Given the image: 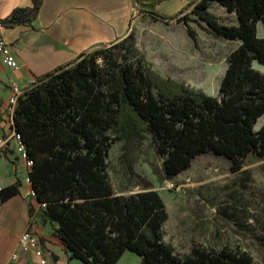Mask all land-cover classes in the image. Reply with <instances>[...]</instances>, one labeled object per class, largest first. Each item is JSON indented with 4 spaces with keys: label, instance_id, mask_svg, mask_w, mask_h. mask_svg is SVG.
Masks as SVG:
<instances>
[{
    "label": "trees",
    "instance_id": "obj_1",
    "mask_svg": "<svg viewBox=\"0 0 264 264\" xmlns=\"http://www.w3.org/2000/svg\"><path fill=\"white\" fill-rule=\"evenodd\" d=\"M31 1V8L15 9L0 25H33L44 0ZM133 1L142 20L183 23L195 43V19L240 41L228 56L219 93L178 82L165 87L169 80L138 47L135 27L37 76L18 97L12 120L33 161L35 198L46 204L40 215L69 259L82 264H117L126 251L137 254L139 264H254L252 252L228 245L194 242L188 253H178L165 238L170 214L159 191L147 180L138 191L117 189L108 156L114 142L124 141L129 160L150 133L163 158L160 180H173L203 153L226 157L232 171L250 155L264 158V122L256 128L264 115V72L254 66L255 60L264 64V37L258 33L264 0H194L174 14L156 9L165 0ZM214 4L235 12L237 23L222 21L211 11ZM20 187H4L1 201Z\"/></svg>",
    "mask_w": 264,
    "mask_h": 264
},
{
    "label": "rangeland",
    "instance_id": "obj_2",
    "mask_svg": "<svg viewBox=\"0 0 264 264\" xmlns=\"http://www.w3.org/2000/svg\"><path fill=\"white\" fill-rule=\"evenodd\" d=\"M212 12L222 21L231 19L220 5L214 4ZM133 19L130 29L137 30L138 47L153 70L169 80L165 87L178 82L194 91L218 95L228 56L238 47V40L219 36L196 19L191 22L196 43L183 23L142 20L139 13ZM99 62L104 64L103 59ZM254 66L264 72V64L259 61L255 60ZM263 122L264 115L256 128ZM124 154V141L111 145L109 171L116 188L138 191L145 180L152 183L170 214L165 238L178 253H188L194 242L228 245L249 250L254 264H264V158L250 155L240 170L232 171L226 157L203 153L173 180H160L163 158L150 133H145L139 152L132 153L129 160ZM139 263L140 257L127 251L120 264Z\"/></svg>",
    "mask_w": 264,
    "mask_h": 264
},
{
    "label": "crops",
    "instance_id": "obj_3",
    "mask_svg": "<svg viewBox=\"0 0 264 264\" xmlns=\"http://www.w3.org/2000/svg\"><path fill=\"white\" fill-rule=\"evenodd\" d=\"M192 1L165 0L156 9L174 14ZM32 5L31 0H0V19L9 17L17 8H31ZM220 7L231 16L229 21L224 22L237 23L235 12ZM138 11V5L133 0H44L33 25L2 26L1 32L11 44L19 66L17 69L10 68L0 57V137L10 129L6 106L12 96L10 84L13 81L26 89L37 76L93 48L118 41L127 35ZM168 23L178 22L171 20ZM258 33L264 37L263 24H258ZM237 43L239 45L240 41ZM28 177L29 169L16 153L12 141L0 153V185L4 188L21 183V187L18 194L5 201L0 199V264H9L16 251H19L20 258L12 264H40L35 251L23 252L19 248L20 237L27 229L40 237L50 264H82L76 259H69L61 240L53 235L52 225L43 221L31 183L26 181Z\"/></svg>",
    "mask_w": 264,
    "mask_h": 264
},
{
    "label": "built area",
    "instance_id": "obj_4",
    "mask_svg": "<svg viewBox=\"0 0 264 264\" xmlns=\"http://www.w3.org/2000/svg\"><path fill=\"white\" fill-rule=\"evenodd\" d=\"M1 28L2 25H0V57L8 67L17 69L19 66L17 57L13 51L11 44L6 41L5 37L3 36ZM10 85L12 90V96L10 97L9 102L6 106V113L10 129L5 136L0 137V153H2L4 149H6L12 141H14L16 153L19 154L20 158L25 162L27 168L30 171L33 166V161L29 157L26 145L23 142L21 135L18 131L15 130L12 120V116L17 105L18 97L24 92L25 89L21 88L20 85L15 81H13ZM26 181L30 183V178L28 177ZM171 186H174V184H171ZM2 189L3 187L0 185V190ZM33 194L35 195L34 192ZM45 205V203H38V207ZM19 248L23 252L35 251L36 255L39 258L40 264H50L49 258L46 257L45 252L41 246L40 237L31 229H27L21 235L19 241ZM19 258V251L14 252L11 256V262L9 264L17 262Z\"/></svg>",
    "mask_w": 264,
    "mask_h": 264
}]
</instances>
